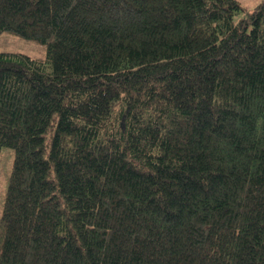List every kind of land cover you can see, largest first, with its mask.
Listing matches in <instances>:
<instances>
[{
    "label": "trees",
    "instance_id": "obj_1",
    "mask_svg": "<svg viewBox=\"0 0 264 264\" xmlns=\"http://www.w3.org/2000/svg\"><path fill=\"white\" fill-rule=\"evenodd\" d=\"M240 18H236V16ZM0 264H264V0H0Z\"/></svg>",
    "mask_w": 264,
    "mask_h": 264
},
{
    "label": "rangeland",
    "instance_id": "obj_2",
    "mask_svg": "<svg viewBox=\"0 0 264 264\" xmlns=\"http://www.w3.org/2000/svg\"><path fill=\"white\" fill-rule=\"evenodd\" d=\"M247 10L253 11L262 0H237ZM236 18H240L238 15ZM0 52H19L34 58H43L45 48L36 41L26 40L13 33H2L0 35ZM14 152L9 147L0 149V212L4 200L8 178L10 175Z\"/></svg>",
    "mask_w": 264,
    "mask_h": 264
}]
</instances>
